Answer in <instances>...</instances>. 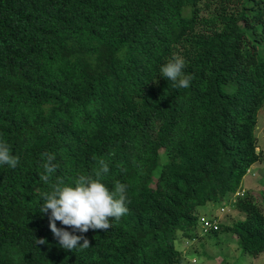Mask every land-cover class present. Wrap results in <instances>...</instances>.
<instances>
[{
    "label": "trees",
    "instance_id": "trees-1",
    "mask_svg": "<svg viewBox=\"0 0 264 264\" xmlns=\"http://www.w3.org/2000/svg\"><path fill=\"white\" fill-rule=\"evenodd\" d=\"M174 56L188 88L160 76ZM263 105L264 0H0V141L19 157L0 165V264H182L196 207L227 205L263 158ZM45 152L52 182L92 174L95 156L110 190L128 185V213L84 250L61 248L39 211ZM230 207L244 217L206 235L258 257L264 206L244 190Z\"/></svg>",
    "mask_w": 264,
    "mask_h": 264
},
{
    "label": "clouds",
    "instance_id": "clouds-1",
    "mask_svg": "<svg viewBox=\"0 0 264 264\" xmlns=\"http://www.w3.org/2000/svg\"><path fill=\"white\" fill-rule=\"evenodd\" d=\"M184 68L183 58L174 56L160 67V76L171 81L173 87L188 88L192 76L185 74ZM41 157L44 160V171L40 180L50 185V191L42 194L43 202L39 211L48 215L49 228L61 248L67 251L88 248L89 240L84 233L90 229L108 230L112 227V221L119 222L128 213V185L117 180L110 190L102 182V178L110 170L103 158L97 159L94 156L97 166L92 174H78L71 184H66L62 179L52 182V174L57 169V165L53 163L55 155L45 152ZM133 163L137 164L135 160ZM18 164L19 157L11 154L6 142L0 141V165L15 169ZM57 222L62 227H57ZM66 228H71V232ZM38 243L44 244L46 240H38Z\"/></svg>",
    "mask_w": 264,
    "mask_h": 264
},
{
    "label": "rangeland",
    "instance_id": "rangeland-1",
    "mask_svg": "<svg viewBox=\"0 0 264 264\" xmlns=\"http://www.w3.org/2000/svg\"><path fill=\"white\" fill-rule=\"evenodd\" d=\"M264 105L257 114V125L255 134L258 139V150H262L263 158L257 161L245 175L241 186L244 190H250L264 206ZM201 216L216 217L219 221H232L235 218H243L244 214L233 207H227L222 210L221 203L207 201L197 207ZM217 214V215H210ZM201 225V224H200ZM198 236L192 240L177 239L175 246L182 250L184 260L182 264H254L260 262L264 264V252L258 257H251L247 254H241L236 246L235 237L226 233L215 235H206L198 229Z\"/></svg>",
    "mask_w": 264,
    "mask_h": 264
},
{
    "label": "built area",
    "instance_id": "built-area-1",
    "mask_svg": "<svg viewBox=\"0 0 264 264\" xmlns=\"http://www.w3.org/2000/svg\"><path fill=\"white\" fill-rule=\"evenodd\" d=\"M249 171V170H248ZM244 193V189L242 187L238 188L231 196V199L227 205L222 206V210H225L228 206L230 207V203H234L236 199ZM200 228L202 233H207L212 229H217L219 220L216 217H200Z\"/></svg>",
    "mask_w": 264,
    "mask_h": 264
},
{
    "label": "crops",
    "instance_id": "crops-1",
    "mask_svg": "<svg viewBox=\"0 0 264 264\" xmlns=\"http://www.w3.org/2000/svg\"><path fill=\"white\" fill-rule=\"evenodd\" d=\"M255 163H256V162H255ZM255 163H254V164H255ZM254 164H252L250 168H252V167L254 166ZM244 177H245V176H244ZM244 177H243V179H244ZM243 179H242V180H243ZM241 186H243V187H247L246 185H243L242 182H241ZM247 190H248V189H247ZM210 215H217V214H210Z\"/></svg>",
    "mask_w": 264,
    "mask_h": 264
}]
</instances>
